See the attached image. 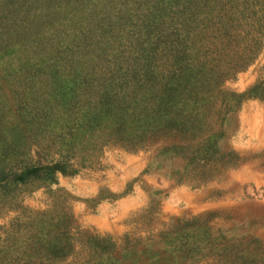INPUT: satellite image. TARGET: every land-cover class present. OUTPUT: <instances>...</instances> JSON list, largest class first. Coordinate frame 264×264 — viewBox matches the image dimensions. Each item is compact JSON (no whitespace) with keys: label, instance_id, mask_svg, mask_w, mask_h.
I'll use <instances>...</instances> for the list:
<instances>
[{"label":"trees","instance_id":"trees-1","mask_svg":"<svg viewBox=\"0 0 264 264\" xmlns=\"http://www.w3.org/2000/svg\"><path fill=\"white\" fill-rule=\"evenodd\" d=\"M263 34L264 0H0V216L17 211L0 264L73 251L69 208L21 200L38 189L70 197L49 186L106 148H153L143 171L190 188L238 166L232 118L243 100L264 101V88L223 83L254 61ZM184 235L196 242L176 248L189 255L203 237ZM80 238L89 260L122 264L109 236Z\"/></svg>","mask_w":264,"mask_h":264},{"label":"rangeland","instance_id":"rangeland-1","mask_svg":"<svg viewBox=\"0 0 264 264\" xmlns=\"http://www.w3.org/2000/svg\"><path fill=\"white\" fill-rule=\"evenodd\" d=\"M255 82L264 88V34L261 37L260 52L254 61L238 72L234 79L225 81L223 88L241 92ZM221 102L219 100L218 104ZM224 106L221 105V112L225 110ZM221 112L215 117L217 121ZM212 119L214 121V117ZM232 122L234 130L227 137L226 143L239 154L238 166L224 170L216 179L198 188L177 185L168 179L175 187L195 191L197 196L198 201L194 203L183 199L173 202L179 209L177 212L161 208L164 200L170 197V190L156 192L144 189L148 202L128 217L126 221L130 228L120 233L98 232L78 223L72 212V203L81 201L91 208L95 205L93 198L74 196L58 180L85 174L87 169L96 168L104 151L113 147L104 149L98 162L92 166L81 168L71 176L57 175L56 183L51 184L49 189L61 188L70 197L60 191L49 196L43 189L24 195L21 206L25 208L45 210L50 208L52 200L57 211L69 208L73 224L78 227L73 232V251L60 261L50 260L46 264H104L101 260L88 259L85 241L80 238L85 233L109 236L116 247L115 253L121 254L122 264H264V101L255 98L243 100L235 111ZM152 150L153 148L138 150L145 153L146 166ZM131 183L127 182L121 192H128ZM98 191L103 198L110 200L109 194L121 193L109 192L104 186H100ZM173 203L169 201L165 204ZM16 214L17 211H7L0 216V242ZM194 216H198L195 221L191 220ZM185 233H196V236L203 237L199 246L189 250V255L177 251L181 248L177 245L183 241L192 243L191 245L196 242L192 236H183ZM179 235H182L181 239ZM171 239L174 242L171 241L168 246ZM44 262L41 261L40 264H45Z\"/></svg>","mask_w":264,"mask_h":264},{"label":"crops","instance_id":"crops-1","mask_svg":"<svg viewBox=\"0 0 264 264\" xmlns=\"http://www.w3.org/2000/svg\"><path fill=\"white\" fill-rule=\"evenodd\" d=\"M145 166L144 152L128 153L115 147L104 151L96 168L87 169L85 174L58 180L74 196L87 199L95 198L100 186H104L109 192L119 193L127 182H132L130 190L124 195L111 200L102 197L91 208L81 201L72 203V212L78 223L103 233L116 234L130 228L126 221L128 217L148 202L144 189L156 192L170 190V197H167L161 206L162 210L166 211L177 212L179 209L173 202L180 199L188 203L198 201L195 191L180 189L168 179L153 172H144ZM169 201L173 204H165Z\"/></svg>","mask_w":264,"mask_h":264}]
</instances>
